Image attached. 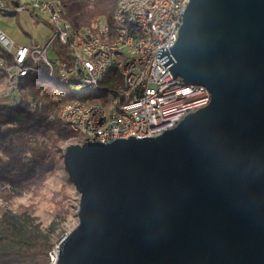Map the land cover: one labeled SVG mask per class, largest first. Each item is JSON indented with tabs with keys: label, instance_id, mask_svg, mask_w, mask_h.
Listing matches in <instances>:
<instances>
[{
	"label": "water",
	"instance_id": "1",
	"mask_svg": "<svg viewBox=\"0 0 264 264\" xmlns=\"http://www.w3.org/2000/svg\"><path fill=\"white\" fill-rule=\"evenodd\" d=\"M170 72L210 102L152 138L65 148L56 264H264V0H189Z\"/></svg>",
	"mask_w": 264,
	"mask_h": 264
},
{
	"label": "built area",
	"instance_id": "2",
	"mask_svg": "<svg viewBox=\"0 0 264 264\" xmlns=\"http://www.w3.org/2000/svg\"><path fill=\"white\" fill-rule=\"evenodd\" d=\"M188 3L117 0L112 27L100 20L92 29L78 31L63 18L59 0H0L1 15L27 12L53 33L47 45L27 47L0 30V73L5 79L0 103L15 102L26 79L45 78L68 94L74 89L85 93H73L58 113L60 122L85 142L152 138L175 128L210 102L205 87L186 85L170 72L171 50ZM58 47L69 51L68 64L58 56ZM111 70H118L120 79H107ZM5 208L8 204L0 199V214ZM58 245L48 253L49 264H56Z\"/></svg>",
	"mask_w": 264,
	"mask_h": 264
},
{
	"label": "trees",
	"instance_id": "3",
	"mask_svg": "<svg viewBox=\"0 0 264 264\" xmlns=\"http://www.w3.org/2000/svg\"><path fill=\"white\" fill-rule=\"evenodd\" d=\"M59 1L63 18L78 31L92 29L100 20L112 27L117 0ZM57 54L68 64V50L58 47ZM113 79L120 77L115 74ZM4 84L0 73V85ZM73 98L45 78H36L25 80L15 102L0 103V199L7 204L22 192L37 193L60 166L70 180L62 163L65 148L61 145L69 140L84 143L85 139L64 126L58 113L62 104ZM5 185L9 189H3ZM67 215V210L57 209L43 227L32 206L3 209L0 264H49L48 253L66 233L62 225Z\"/></svg>",
	"mask_w": 264,
	"mask_h": 264
},
{
	"label": "rangeland",
	"instance_id": "4",
	"mask_svg": "<svg viewBox=\"0 0 264 264\" xmlns=\"http://www.w3.org/2000/svg\"><path fill=\"white\" fill-rule=\"evenodd\" d=\"M0 30L16 45L19 46H45L51 40L53 33L51 29L43 22L36 21L27 12L1 15L0 14ZM55 45H52L48 50V58L53 60V51ZM119 75L118 70H111L107 74V79L113 75ZM0 85V93L2 91ZM64 92H70L64 89ZM83 96L85 93L80 89H74L69 93ZM94 94V92H93ZM80 144L69 140L61 145V148H67L70 145ZM58 160H55V162ZM37 192V191H36ZM78 202L79 195L76 193L73 184L66 176L62 166L50 175L45 181V185L37 193L22 192L20 196L14 197L8 204V208L33 207L34 215L37 216L43 227H46L52 219L55 211L67 210V217L62 225L66 233L55 243L57 245L60 240L71 232L78 225Z\"/></svg>",
	"mask_w": 264,
	"mask_h": 264
}]
</instances>
